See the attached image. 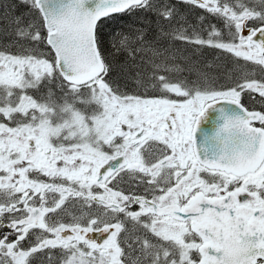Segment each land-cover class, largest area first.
Wrapping results in <instances>:
<instances>
[{
    "label": "flooded vegetation",
    "instance_id": "1",
    "mask_svg": "<svg viewBox=\"0 0 264 264\" xmlns=\"http://www.w3.org/2000/svg\"><path fill=\"white\" fill-rule=\"evenodd\" d=\"M0 8V54L10 57L0 74L10 79L7 89L15 98L12 111L0 106V264H134L141 256L147 264H172V241L142 226L152 220L187 228L185 241L190 233L197 248L186 256L195 264L203 242L180 217L194 198L231 196L249 210V219L264 210V156L241 176L198 161L193 127L208 101H159V108L139 107L128 118L118 110L92 134L93 143L77 135L72 140V129L58 128L72 117V84L57 69L37 0H0ZM247 19L245 27L254 29L255 20ZM34 29L41 48L31 47ZM41 61L45 70L33 64ZM31 100L45 101L47 109L37 111ZM251 100L264 101V95ZM80 103L87 102L80 99L74 109L84 107ZM252 111L259 117L251 125L264 132V112ZM109 160L121 166L106 175Z\"/></svg>",
    "mask_w": 264,
    "mask_h": 264
},
{
    "label": "trees",
    "instance_id": "2",
    "mask_svg": "<svg viewBox=\"0 0 264 264\" xmlns=\"http://www.w3.org/2000/svg\"><path fill=\"white\" fill-rule=\"evenodd\" d=\"M255 2L214 0L215 5L202 7L189 0H147L106 17L95 31L105 67L97 80L124 98L176 103L243 90L242 103L264 112V101L251 100L246 89L264 84V67L235 51L238 30L233 17L252 13ZM257 3L256 10H261ZM226 11L232 18L223 14Z\"/></svg>",
    "mask_w": 264,
    "mask_h": 264
},
{
    "label": "water",
    "instance_id": "3",
    "mask_svg": "<svg viewBox=\"0 0 264 264\" xmlns=\"http://www.w3.org/2000/svg\"><path fill=\"white\" fill-rule=\"evenodd\" d=\"M146 0H37L44 19L47 45L52 49L57 69L68 84L84 85L104 72L97 50L98 23L114 14L142 5ZM245 24V21L243 25ZM242 28V35L264 53V27ZM259 115L248 112L238 102L218 98L208 102L193 127L194 151L198 161L210 170L237 176L256 168L264 156V132L250 126ZM109 160L103 167L111 174L121 164ZM155 212H162L152 206ZM236 207L231 196H198L180 213L191 221V231L204 243L197 264H256L264 261V223L261 213ZM264 264V263H263Z\"/></svg>",
    "mask_w": 264,
    "mask_h": 264
},
{
    "label": "rangeland",
    "instance_id": "4",
    "mask_svg": "<svg viewBox=\"0 0 264 264\" xmlns=\"http://www.w3.org/2000/svg\"><path fill=\"white\" fill-rule=\"evenodd\" d=\"M195 4H199L200 6H210V5H215L213 2L214 0H189ZM261 10L257 11L256 10V2L254 4V10L251 12H247L244 14H239L236 17H233L237 20V30H238V43L235 45V51L239 52L241 55H244L248 58L253 59L257 63H259L262 67H264V55L261 56L257 52L256 48L249 45L248 42L246 41L244 36H241L240 30H241V21L243 18H249L255 20L251 26H256L259 24H264V0H261ZM250 10V9H249ZM225 15H228L229 13L226 11L223 13ZM4 15V12H2V9L0 8V17ZM230 15V14H229ZM232 18V14L230 15ZM261 20V22L257 23V20ZM9 21V20H7ZM5 26V24L2 25V27ZM32 29V28H31ZM11 31V29H8ZM5 30L0 29V34H4ZM47 32V31H46ZM31 39L33 40L31 47H40L39 45L44 44L41 42V36L39 31L36 29L32 30L31 32ZM19 48V47H18ZM41 48V47H40ZM45 54L47 56H50L45 50ZM253 57V58H252ZM9 56L6 55H1L0 54V64H3L5 61L9 62ZM33 64L38 65L37 67L40 70H45L48 65L47 62L41 61V62H34ZM32 64V65H33ZM23 65H21L22 67ZM34 66V65H33ZM3 76L0 74V106L3 107L5 110L12 111L13 109L10 106V102L14 101V96L11 94L7 89L9 84L6 80H10L8 78H2ZM257 84V83H256ZM260 85V84H258ZM107 86L104 85L100 80L96 82H92L90 86L85 89L82 88H74L72 86V117L69 118L68 120L66 119L64 123L60 124L58 128H67V129H72V140L75 139L76 135L80 138H83L84 140H87L89 144L93 143V140L97 136H93V133H100V129H105V122H112L111 114L118 111L120 112V116H124L126 118L133 116L134 117L137 115L139 111V107H142L141 109H144V107H154V108H159L162 103L158 102L160 101H169L165 99H160V100H143L139 101L133 98H124L123 94L121 91L118 89L111 88L107 90ZM259 91V90H258ZM255 92V90H254ZM238 93V92H237ZM236 94V93H235ZM259 94L264 95V91H259ZM110 95H115L114 99L110 98ZM24 98V97H23ZM83 99L87 103L85 104H78V106H84V107H77L74 109L75 104L80 100ZM198 101L197 99H195ZM115 102H117V106L115 105ZM25 102V99H24ZM30 105L34 106V109H36L39 112L45 111L47 109L48 104L43 101L42 105H38L35 101L31 100ZM27 107L26 104H23V106L19 105V108L22 109L23 107ZM68 109V107H66ZM22 112V111H21ZM82 112H91V114H88L87 117L79 116V113ZM73 113H76V116L73 115ZM132 117V118H134ZM107 119V120H106ZM52 129H56L51 127ZM99 130V131H97ZM120 129L119 127L116 126V130H114V133L119 132ZM166 222H160L159 220H152L150 222H142V226H146L145 230H150L152 232V235L154 237H161L163 238H169L168 240H171L173 243L174 251L177 255L176 259H173L172 264H189L190 258L187 257L186 255L192 254L196 248H197V243H195L194 238L190 233L188 234L189 240L188 242L185 241L186 233L185 230L187 228H183V226H180V229H176L174 225H169L167 220H164ZM187 231V230H186ZM190 232V231H189ZM3 244V243H2ZM199 247V246H198ZM4 252V250L2 251ZM1 252V253H2ZM71 261V260H70ZM67 264H72V261L67 263ZM79 264V262H78ZM134 264H147L143 261V256H141L140 260H137ZM154 264H157L154 262Z\"/></svg>",
    "mask_w": 264,
    "mask_h": 264
}]
</instances>
